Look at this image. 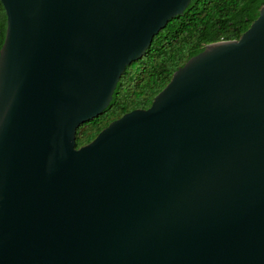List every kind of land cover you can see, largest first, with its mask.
Wrapping results in <instances>:
<instances>
[{
	"label": "water",
	"instance_id": "95a60500",
	"mask_svg": "<svg viewBox=\"0 0 264 264\" xmlns=\"http://www.w3.org/2000/svg\"><path fill=\"white\" fill-rule=\"evenodd\" d=\"M190 0H0V264H264V5L89 142Z\"/></svg>",
	"mask_w": 264,
	"mask_h": 264
},
{
	"label": "trees",
	"instance_id": "16d2710c",
	"mask_svg": "<svg viewBox=\"0 0 264 264\" xmlns=\"http://www.w3.org/2000/svg\"><path fill=\"white\" fill-rule=\"evenodd\" d=\"M262 5L264 0H190L181 14L169 19L153 36L145 53L125 66L106 108L75 129V147L89 142L123 113L147 108L173 71L206 44L238 39ZM4 28L5 15L0 4V46Z\"/></svg>",
	"mask_w": 264,
	"mask_h": 264
}]
</instances>
